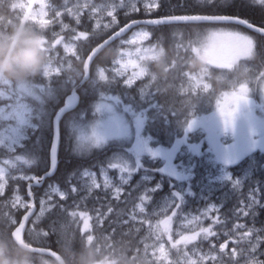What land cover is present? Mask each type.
I'll use <instances>...</instances> for the list:
<instances>
[{
  "label": "trees",
  "instance_id": "1",
  "mask_svg": "<svg viewBox=\"0 0 264 264\" xmlns=\"http://www.w3.org/2000/svg\"><path fill=\"white\" fill-rule=\"evenodd\" d=\"M15 1L0 0V35L12 34L14 31L13 26L17 23V19L11 5ZM48 2L54 7H60L63 0H48ZM157 3L158 7L147 12L142 7L139 11L129 14H123L124 9L118 10L116 13L117 25L110 29H94L93 19H88L85 15L80 16L79 24L73 19L64 18L68 28L63 32V35L67 38L73 34L87 33V38L81 37L78 41H72L78 53L83 55L85 52L88 54L92 47L118 27L137 19L171 15H225L241 18L264 29V6L256 3L255 0H216L215 4H202L196 0H157ZM157 27L159 26H142L150 34L148 43L162 47V54L157 62L148 64V68L158 72L159 75V79L154 81L152 89L149 91L150 99L141 100L140 96L137 95L136 86L123 88L121 80L115 75L109 74L106 78L107 81H99L93 85L88 83L79 89L78 107L61 119L56 172L51 178L44 181L42 187L39 188L40 193L37 197H40L47 185L54 184L64 192L68 199L60 201L59 198L53 196V202L59 201V203L65 204L68 206V211L87 210L93 219L91 221L85 220L82 224L79 218L73 221L72 217L66 216L63 212L49 209L38 221H31L28 224L24 241L33 246L49 248L59 254L65 264H153L154 261L150 260L148 253H145V246L150 243L149 228L144 226V228L137 230L130 221L127 222L128 216L134 212L139 199L138 196L144 189L142 185L134 188L138 183L136 180L142 175L139 170H135L139 162L136 163L135 157L130 152L131 145L126 140L111 139L101 146H95L81 138V132L89 128L94 122L95 106L102 101L105 95L114 94L119 98L124 97V101L130 109L146 115L147 128L152 131L149 130L151 133L149 136L150 145L154 147L158 145L164 148L174 143L181 135L182 129L187 125V120H185L187 108L195 110L200 105V103L198 106L194 105L196 100L183 103L182 100H185L186 96L178 95L174 87L185 80V72L193 73L201 67L197 55L192 49L203 42L209 31L226 29L240 31L252 37L256 47H254L250 59L245 63L257 72L264 68V37L254 35L240 27L224 24H181L171 25L159 31ZM72 29H75V33H72ZM154 29L166 40L162 41L161 38H164L162 36L161 38L154 37L152 33ZM48 36L47 31L37 32L36 30L32 31L31 36L29 35L31 39L48 38ZM22 39L24 38L21 37L18 43H21ZM120 41L112 43L97 55L90 67L91 73H95L98 68L109 69L110 72L112 61L116 59L119 50L122 48L119 44ZM21 47L24 46L18 44L14 49ZM72 66L76 72H81V61L73 58ZM257 72L250 70L242 76V81L253 84L251 80ZM71 74L70 71H63L62 74L53 76L48 82L45 80L38 81L35 77H24L27 84L35 89L34 97H27L28 102L33 107L31 122L34 127L27 129V139L22 142V146L17 147L14 152L9 154V156L16 155L23 160L21 165L24 174L40 177L49 167V147L52 136L51 119L53 112L61 107L65 96L73 87L71 80H69ZM160 74L165 75L167 79L171 78L172 82L166 84V81H161ZM7 76L11 79L16 77ZM250 76L251 80L249 81ZM136 84L138 85V83ZM211 84L214 88L221 87L224 89L226 87L224 83L219 84L215 80H212ZM153 90H157L158 94L153 95ZM149 106L152 107L144 112V109ZM191 138L190 141H195L197 137L192 136ZM182 158H178V160ZM250 163L253 166L252 173L245 181L242 191L237 195L228 197L218 210L219 213L217 214L223 223L213 226L212 231L216 235L208 236L207 240L200 239L195 246V248L201 247L203 250L209 249L221 254L226 262H230L227 258L230 257L229 251L231 252V250L227 247L226 252L222 253L220 245L226 243L227 246H230V240L237 238L235 233L226 234L231 231L229 220L235 219L232 217L230 205L238 206V202L243 199L242 194L248 189L256 187H259L260 190L264 189V153L253 154ZM140 164L145 165L148 169L145 170V174L154 177L147 184L152 186L157 182L156 185H158V188L149 194V204H146V209L151 206V203L155 207L159 203L168 206L172 202L168 206L167 213L171 212L170 208L173 203H176L182 214H186L197 212L204 205V202L199 198V189L212 175L209 165L193 166L194 164L188 163L184 168L180 166L182 174L185 176L181 180L182 183H177L173 179H158L157 174L153 175L151 169L156 168L157 164L145 163L142 160H140ZM121 168L130 171L127 172L133 176V180L130 181L132 185L126 186L117 199L102 198L98 190H93L87 195L80 193V175L84 170L98 172L100 169H104L113 174ZM26 183L18 179L9 180L4 193L0 195V228L2 227L1 222L7 221L9 217L18 223L22 212L11 209L10 199L13 195L12 189L26 195ZM72 188L75 189L76 193L72 192ZM177 194L178 196L175 197ZM74 202L80 203L81 208L76 209ZM109 209H111L110 212ZM97 210L103 214L101 217L103 219L102 224H97ZM253 211L261 213L262 209L255 207L248 210V212ZM245 223L249 225L247 220ZM256 223L264 226V215L254 216L251 224ZM77 225L82 226V230L77 228ZM14 226L10 225L6 230H1L0 259L26 258L33 264H55L50 258L29 254L18 249L10 238ZM173 238L176 236L173 235ZM209 241L211 245H208ZM179 250L180 252L173 251L170 248L169 261H176L181 258L180 256L185 250L182 248ZM155 264L158 263L155 262Z\"/></svg>",
  "mask_w": 264,
  "mask_h": 264
},
{
  "label": "rangeland",
  "instance_id": "2",
  "mask_svg": "<svg viewBox=\"0 0 264 264\" xmlns=\"http://www.w3.org/2000/svg\"><path fill=\"white\" fill-rule=\"evenodd\" d=\"M44 3L45 0H16L13 2L11 9L15 12L17 19V23L13 26L14 31L12 34L0 35V48L7 49L8 61H11L12 56L18 52L21 54L31 53L35 57L23 65L22 74H15L14 79L9 78L6 74L0 75V195L4 193L9 180L18 179L23 182H30L35 177L24 174L21 165L23 160L20 157L16 155L9 156L17 147H21L22 142L27 139V129L34 127L31 122L33 107L28 102L27 97L33 98L35 89L27 84L24 77H35L38 81L45 80L48 82L53 76H56V73L61 71V68H58L54 63L52 32L55 30L63 35V32L67 30L61 28L62 24L66 25L64 18L76 21L73 16L64 14L58 22L49 26L48 18L51 17V13L48 17L44 14L42 11ZM69 7H71V3ZM138 7L140 8L142 5H138ZM56 8L63 11L61 7ZM126 12L130 13L132 11L126 10ZM82 15L90 19L86 11L81 13L80 16ZM92 19L94 20V29H110L117 25L116 19L112 22V18L106 15ZM97 23L100 24L99 28ZM104 25H108V27H104ZM33 30L37 32L47 31L49 36L48 38L31 39L29 35H32ZM141 31L147 32L144 28L137 27L129 32L124 40L120 41L119 44L122 48L119 52H123L125 55L118 67L125 76H131L134 69L130 65L124 68L123 65L127 64L129 59H135V49L137 47L147 48L148 51L141 54L144 77L136 79L132 86H125L120 77L116 76L121 80L123 88L135 87L136 83L141 82L140 89L137 91L139 96L140 94L141 96L145 95L148 91V87L142 88V86L147 83L152 84L155 81V77L149 71L148 64L157 61L162 54L160 47L148 43L150 34L142 44L139 42L136 45L122 44V41L132 39L134 34L138 35ZM237 34L248 36L249 39L241 41ZM21 37L24 39L21 43H18ZM71 43L74 44V42ZM18 44L24 47L14 49ZM253 49L254 41L252 37L240 31L226 29L209 31L203 42L192 49L197 55L201 67L193 73H186L185 80L176 87L175 92L178 95L186 96L185 100H182L183 103L196 100L194 105L198 106L199 103L200 105L195 110L187 108L185 117L187 125L182 129L177 140L171 143L170 146L164 148L158 145L157 147L151 146L149 142L151 134L149 130L151 131V129L148 130L147 128L146 115L134 112L126 105L124 97L119 98L114 94L105 95L102 101L95 106L94 122L89 128L81 132L82 140L89 141L95 146H101L111 139L126 140L131 145L130 152L135 157L136 163L139 162L135 170H139L142 175L136 180L138 183L134 188L142 185L144 189L141 195L138 196L139 199L134 212L128 216L127 222L130 221L137 230L144 228V226L149 228V222L151 223L152 228H149L150 243L147 245V253L150 260H154L158 264H168L170 248L173 251L182 248L191 256L190 250L195 248L200 239L207 240V238L205 239L201 235L196 241L187 246L180 244L177 248H173L168 235H161L163 229L159 228L158 230L156 225L162 218L171 216V212H167L169 210L168 206L172 202L168 206L159 203L155 207L151 203L149 208H145L146 204H149V194L157 189L158 185H156L157 182L152 186L147 184L154 177L144 173L148 169L145 165L140 164V160L145 163L157 164V167L151 169V172L153 175L157 174L158 179L170 178L177 183H182L181 180L185 176L182 174L180 166L184 168L188 163L194 164L193 166L209 165V170L212 171L211 177H208V181L199 189V198L204 202V205L197 212L186 214H182L180 208L177 207L179 212L172 218L170 225L172 237L173 235L176 236L173 241L180 239L177 233L191 236L194 231L199 232L200 228L210 226L213 228L216 224H222L223 221L220 220V217V222H214L213 219L203 216L199 221H196L194 217L209 208L214 207L219 210L228 197L237 195L242 191L245 181L252 173L253 166L250 163L253 157L252 153L254 151H259V154L264 153V68L257 72L245 63L252 56ZM59 52L61 56L66 57L68 60V64H65L62 70H70L73 73L72 82H74L79 77V73L72 67V59L74 58L72 52H65L63 46L60 47ZM37 53L39 54L38 57H36ZM116 59H119L118 55ZM8 61L5 62L6 66H8ZM69 64L71 68H69ZM112 70L113 65L110 72ZM250 70L257 72L252 80L251 76L249 78V81L251 80L253 84L242 81V76ZM95 75L98 81H107L104 78V70L97 69ZM212 80L219 84L224 83L226 87L224 89L221 87L214 88L211 84ZM258 86L259 88H257ZM245 87L250 88L247 99L236 106L232 121L226 126L224 118L216 108L217 103L225 97L238 94ZM151 107L145 108L144 112H147ZM192 136L197 137L195 141H190ZM181 157L183 158L178 160ZM127 171V169L121 168V170H116L115 173L111 174L104 169H100L98 172L84 170L80 175L79 191L87 195L93 190H98L102 198L117 199L126 186L130 187L132 185L130 181L133 180V176L128 173L130 171ZM189 175L191 176V174ZM180 189L182 190V187ZM261 191H264V189L260 190L259 187L248 189L242 194L243 199L238 202V206L230 205L231 214L235 220L231 222L229 227L232 230L238 221L246 226L248 232L254 234L257 240L264 241V226L257 223L254 225L249 223L251 225H248L240 220L246 216L248 210L255 207L264 208V197H261ZM12 192L13 195L18 194L22 198L21 203L30 204L31 209L35 208L34 222L43 217L50 209L47 196L56 193L65 196L64 192L54 184L47 185L37 199L35 197L33 199L28 198L27 192L26 195L20 194L16 189H12ZM72 192L76 193L74 188H72ZM12 196L10 206L13 211H21L24 214L29 210L20 207L19 204L13 206ZM177 196L178 194L175 197ZM42 200L46 202L43 206L41 204ZM141 206L145 208L144 213L139 212ZM245 209H247L246 212ZM242 212L243 215H241ZM133 215L135 219H132ZM217 215L216 212L209 213L210 217ZM186 217L187 219H185ZM7 222L12 225L16 224L10 217L7 218ZM158 237L160 238L158 239ZM253 243H255V240H253ZM160 244L164 245L167 260H164L158 251ZM208 245H211L210 241ZM245 245L246 241L237 243V239L230 240V246L228 247L232 250L229 251L230 257H226L230 260V263L225 261L224 256L209 249L203 250L198 247L197 252L198 255L205 256L203 264H245L244 258L239 253V249ZM257 249V258L264 259V257H261L264 256V243L257 244ZM233 250H236L237 254L235 256L231 255ZM221 252L225 253L226 251L223 249ZM180 257L179 260L183 264V256ZM210 257H215V259H210ZM193 258L195 259V257ZM0 264L9 263L3 261Z\"/></svg>",
  "mask_w": 264,
  "mask_h": 264
},
{
  "label": "snow or ice",
  "instance_id": "3",
  "mask_svg": "<svg viewBox=\"0 0 264 264\" xmlns=\"http://www.w3.org/2000/svg\"><path fill=\"white\" fill-rule=\"evenodd\" d=\"M216 0H208V3L210 4H215ZM256 3H258L261 6H264V0H255ZM71 3V7H69V4ZM138 5H142L143 10L145 12L150 11L151 9L158 7V3L157 0H64V4L61 5L60 7L63 9V11L60 10V8H56L54 7L51 3L47 2V0H45L44 6L42 8V11L44 12V14L48 17L49 13H51V17L48 18V25L50 26L53 23L58 22L59 18L64 15L67 14L69 16H73L76 19L77 24L80 23V15L83 12H87L89 14L90 18H95L97 16H102V15H106L107 17H111L112 18V22L115 21L116 19V13L119 9H126V10H130L132 12L135 11H139L140 8L138 7ZM127 14V12H126ZM172 19H180V20H217V21H225L223 18L221 17H200V16H196V17H174ZM162 21H147L146 23H160ZM236 22H240V20H237ZM136 23V22H134ZM97 27H100V24L97 23ZM104 27H108V25H104ZM62 30L68 28V25H61ZM257 30V29H256ZM72 33H75V29L71 30ZM124 31V29H121V33ZM262 34H264V32H261ZM117 36L120 35V33H116ZM239 40L241 41H247L249 39L248 36L245 35H240L237 34ZM81 37H85L87 38V33H79L78 35H71L70 37L61 35L60 33H57L55 30L52 32V38H53V52H54V63L56 64V66L58 68H61V71L56 73L55 75H60L63 73V66L65 64H68V60L66 57L61 56L59 49L61 46H63L65 52H72L73 57L76 60L81 61L82 63V68H81V76H84L85 73L89 70L90 68V62L93 60V55H88L87 52H85L83 55H80L78 53V51L75 48V45L72 44V41H78L80 40ZM149 37V33L141 31L138 35L134 34L133 38L128 40V41H122L123 43H127L130 45H136L138 42L139 43H143L144 40L148 39ZM109 39H112V37H110ZM107 43V41L105 42ZM254 47H256V45H254ZM148 51L147 48H143V47H137L135 49V59H129L127 64L123 65L124 68L128 67L129 65L134 69L133 73L131 76H125V74L123 73V71L118 67L121 64V60L123 59V56L125 55V53L123 52H119L117 55L119 57V59H113L112 64H113V70L110 73L109 69H105L104 70V78H108L109 74L115 75V76H119L120 79L125 83V86H132L134 81L140 77H144V69L142 67V62H141V54L143 52ZM131 55V54H129ZM69 68H71V65L69 64ZM259 88V86L257 87ZM151 90V89H150ZM250 88L249 87H245L243 89H241L239 91L238 94H233L232 96H228L225 97L222 101H219L217 103V110L220 113V115L224 118V123L225 125H229L232 121V118L234 116L235 113V109L236 106H238L242 101H246L247 99V94L249 93ZM194 123V121H193ZM28 195L31 197L33 195L31 188H29L28 191ZM55 196L59 197L60 201H65L68 199L67 196L64 195H60L59 193L54 194ZM54 195H49L47 196V203H48V207L50 209H54L60 212H63L64 214H66V216L72 217L73 221H75L76 218H79L80 221H82V224L85 220L87 221H91L93 219V217L89 214V212L87 210H82V211H68V206H66L65 204H61L59 203V201L53 202V196ZM12 200H13V206H16V204H19L20 207H25L28 208L29 211L31 210V205L30 204H25L24 202L21 203L22 198L18 195V194H14L12 196ZM146 202V201H145ZM45 201L42 200L41 204L42 206L45 205ZM74 207L76 209L81 208V204L74 202ZM171 209V216H168L165 220L160 221V224H163V231L161 233V235H168V239L169 242H171L172 247L173 248H177L178 245L180 244H184L185 246H187L190 243H193L194 241L197 240L198 237H201V235L203 234V238H207L208 236H215L216 233L214 231H212L211 226L208 228H200L199 232H193V234L191 236H185L182 233H177V235L180 236L179 240H175L173 241V237H172V233H171V222H172V218L175 217V214H177L179 212V209L177 208L176 203H173ZM43 207H42V212H43ZM111 211V209H109V212ZM145 208L143 206H141L139 208V212L140 213H144ZM245 212L247 211V209L244 210ZM212 212H216L219 213L218 209L216 208H209L207 210H205L202 214L195 216L194 219L196 221H199L201 219V217H205V218H211L213 219L214 222H220L219 220V216H215V217H210L209 213ZM244 213L242 212L241 215H243ZM102 213L99 212V210H97L96 212V220H97V224H102L103 223V219L102 217ZM132 219H135V216H132ZM187 219V217L185 218ZM28 220V215L24 216V221ZM189 223H191V221H189ZM160 224L156 225V228L159 230L160 228ZM20 227L23 228V222L20 223ZM77 228L82 230V226L77 225ZM149 228H152L151 223L149 222ZM231 233H235L237 235V243H240L241 241H246V245L244 247H241L239 249V253L241 255L242 258H244L245 264H264V259L261 258H257V244L259 243H264V241L262 240H257L256 236L254 234H250L248 232V229L246 228V226H243L241 223H239L238 221L236 222V224L233 226V229L229 232L226 233L227 235H230ZM46 234H48L46 232ZM160 237H158L159 239ZM253 240H255V243H253ZM226 247V243L225 244H221L220 248L221 251H223V249ZM198 248H192L191 251V256L189 255V253L187 251H183L182 252V256H183V264H203V261L205 260V256L203 255H198L197 252ZM158 251L161 254V257H163L164 260H167V252L164 248L163 244L159 245V249ZM178 252H180V250L178 249ZM145 253L147 254V246L145 247ZM236 250H233V252L231 253V255L235 256ZM195 257V259L193 258ZM264 257V256H261ZM210 259H215V257H210ZM153 264H155V261H153ZM168 264H181V261L179 259H177L176 261H169Z\"/></svg>",
  "mask_w": 264,
  "mask_h": 264
},
{
  "label": "water",
  "instance_id": "4",
  "mask_svg": "<svg viewBox=\"0 0 264 264\" xmlns=\"http://www.w3.org/2000/svg\"><path fill=\"white\" fill-rule=\"evenodd\" d=\"M221 17L225 21H217V20H180V19H172L174 17H166V18H150V19H139L137 21H131L127 24H125L123 27L119 28L117 31H115L110 37L112 39L107 38L102 43L97 45L95 48H93L88 55H93V60L90 62V67L97 57V55L108 45H110L112 42H114L117 39H121L125 35H127L130 31H132L135 27L138 26H153V25H167V24H210V25H217V24H224V25H233L240 27L254 35L264 37V34L261 32H264L263 28L257 27L251 23H248L247 21L234 17V16H207V15H190V16H177L178 17ZM237 20H240V22H236ZM147 21H162L160 23H146ZM136 22V23H134ZM121 29H124V31L121 33ZM257 29V30H256ZM116 33H120L119 36L116 35ZM107 41V43H105ZM89 70L85 73V76L81 79L79 86L84 84L87 81ZM76 87L71 91L69 95H67L61 107L56 111V113L53 115L52 118V139L50 144V150H49V167L47 171H45L40 177H35L30 182H27L26 184V192L28 193L30 187H36L40 188L42 187L45 180L51 178L57 168V162H58V151H59V143H60V129L59 125L61 122V119L68 113L74 111L79 104V95L76 93ZM28 198L33 199V195L30 197L28 195ZM35 213V208H32L30 211L27 210L24 214L21 215L19 223L13 227L11 230V236L13 242L22 250L26 252L31 253H37L41 255L48 256L50 259H52L55 264H65L63 258L57 254L56 252L49 250V249H39V248H33L30 246H27L23 243V235L28 227V224L30 223L31 219L33 218ZM28 215V220L24 221V216ZM167 217L162 218L160 221L165 220ZM160 221L158 224H160ZM23 222V228L20 227V223ZM163 224H160V228L163 229Z\"/></svg>",
  "mask_w": 264,
  "mask_h": 264
},
{
  "label": "bare ground",
  "instance_id": "5",
  "mask_svg": "<svg viewBox=\"0 0 264 264\" xmlns=\"http://www.w3.org/2000/svg\"><path fill=\"white\" fill-rule=\"evenodd\" d=\"M198 3H202V4H204V3H208V0H196ZM63 2H64V0H63ZM63 2H61V5H62V3ZM60 5V6H61ZM123 14H126V10H124V12H123ZM127 14H129V13H127ZM177 16H186V15H171V16H161V17H159V18H166V17H177ZM209 16H225V15H209ZM137 20H139V19H137ZM137 20H132V21H137ZM75 21V20H74ZM93 22H94V20H93ZM131 22V21H130ZM129 23V22H128ZM127 24V23H126ZM171 25H173V26H175V25H181V24H167V25H153V26H159V27H157L158 28V31L160 30V29H162V28H165V27H168V26H171ZM124 26V25H123ZM123 26H121V27H123ZM121 27H118L115 31H117L119 28H121ZM140 27H142V26H140ZM115 31H113V32H111L109 35H107L102 41H100L97 45H99L100 43H102L104 40H106L107 38H109ZM158 31H156V29H154L153 30V35H154V37H156V38H161V36L162 35H159L157 32ZM8 35V34H7ZM162 37H164V36H162ZM162 39V41H165L166 39H165V37L164 38H161ZM117 41H120V39H117V40H115L114 42H117ZM114 42H112V43H114ZM111 43V44H112ZM156 43H158L159 44V42H157L156 41ZM110 44V45H111ZM151 44H154V43H151ZM97 45H95L94 47H92L91 48V50L93 49V48H95ZM155 45V44H154ZM109 46V45H108ZM107 46V47H108ZM160 48H162L161 46H160ZM105 49V48H104ZM103 49V50H104ZM90 50V51H91ZM102 50V51H103ZM90 51L88 52V54L90 53ZM101 51V52H102ZM100 52V53H101ZM183 52V51H182ZM155 62H157V61H155ZM113 65V64H112ZM73 67V66H72ZM112 68V67H111ZM110 68V69H111ZM98 69H101V68H98ZM102 70V69H101ZM64 71H70V70H64ZM149 71H150V73L155 77V80L157 81V79H159V75H158V72H156V71H154V70H151L150 68H149ZM71 72V71H70ZM72 73V72H71ZM185 74H186V72H185ZM85 76V75H84ZM83 78V76H81V74H80V72H79V77H77L76 78V80L74 81V82H72V79H73V73L71 74V75H69V80H71V85L73 86L72 88H71V90L69 91V94L71 93V91L76 87L77 89H76V93L79 95V89H81V88H83L84 86H86L88 83H91V85H93V84H95L96 82H99L96 78V75H95V73H91L90 71H89V73H88V78H87V81L84 83V84H82V85H80L79 86V83H80V81H81V79ZM160 80L161 81H166V84H170L172 81H171V78H166V76L165 75H163V74H160ZM153 84V83H152ZM152 84L151 83H147L146 85H144V86H142V88L143 87H148V91H147V93L145 94V95H143V96H141V94H140V98H141V100H148V99H150V97L148 96V94H149V89L152 87ZM180 85V84H179ZM179 85H177V86H179ZM141 86V82H139L138 83V85L136 84V90L138 91ZM177 86H175L174 87V89H176V87ZM69 94H67V95H69ZM66 95V96H67ZM65 96V97H66ZM79 101H80V95H79ZM56 113V111L55 112H53V115ZM53 115H52V118H53ZM51 126H52V119H51ZM51 139H52V136H51ZM50 144H51V142H50ZM49 150H50V147H49ZM47 171V170H46ZM259 209H262V212L261 213H258V212H247V214H246V216H244V217H242V219H240L241 221H243L244 223H245V221L247 220L248 221V223H251L252 222V219L254 218V216H256V217H260L261 216V214L262 215H264V208H259ZM241 217V216H240ZM239 217V218H240ZM35 218V215L33 216V218L31 219V221H33V219ZM20 220V219H19ZM235 220V219H234ZM233 220V221H234ZM238 220V219H237ZM30 221V222H31ZM231 221L232 220H229V223H231ZM15 222V221H14ZM18 223H19V221H18ZM18 223H16L15 224V226L18 224ZM1 224H2V227L0 228V233H1V230H6V228H8L10 225L11 226H13L12 224H9L7 221H2L1 222ZM27 233V229H26V231H25V233H24V235ZM24 235H23V243L25 244V245H27V246H30V247H33V248H39V249H49V248H47V247H40V246H33V245H30V244H27L25 241H24ZM10 238L12 239V236H11V234H10ZM235 239H237V238H235ZM4 240H7L6 238H4ZM13 241V240H12ZM14 243V242H13ZM15 244V243H14ZM15 246L18 248V249H20L16 244H15ZM228 246H226L224 249H226ZM230 250H232L231 248H229ZM21 251H23V252H26V251H24V250H22V249H20ZM50 250V249H49ZM26 253H29V254H35V255H40V256H45V255H41V254H37V253H31V252H26ZM0 255H1V253H0ZM45 257H47V258H49L48 256H45ZM3 261H7L9 264H33V262L32 261H29V260H27L26 258H17V259H13V260H5V259H0V262H3ZM228 262V261H227ZM230 263V262H229Z\"/></svg>",
  "mask_w": 264,
  "mask_h": 264
},
{
  "label": "clouds",
  "instance_id": "6",
  "mask_svg": "<svg viewBox=\"0 0 264 264\" xmlns=\"http://www.w3.org/2000/svg\"><path fill=\"white\" fill-rule=\"evenodd\" d=\"M38 53L36 57H38ZM35 58L31 53H16L12 56L11 61H8L7 49L0 48V75H10L15 76V74H22L23 65L29 62L31 59ZM8 61V66L5 62Z\"/></svg>",
  "mask_w": 264,
  "mask_h": 264
},
{
  "label": "flooded vegetation",
  "instance_id": "7",
  "mask_svg": "<svg viewBox=\"0 0 264 264\" xmlns=\"http://www.w3.org/2000/svg\"><path fill=\"white\" fill-rule=\"evenodd\" d=\"M254 72H255V71H254ZM153 83H154V81H153ZM152 85H153V84H152ZM150 89H152V88H150ZM150 89H149V91H151ZM152 94H153V95H157V94H158V91H157V90H153V91H152ZM255 153H257V152L254 151V152L252 153V155L255 154ZM258 153H260V152L258 151ZM30 188H31V191H32V193H33V197H35V198L37 199V198H38L37 195L40 193L39 189H36V188L33 187V186L30 187ZM261 197H264V191H261ZM249 225H250V224H249Z\"/></svg>",
  "mask_w": 264,
  "mask_h": 264
}]
</instances>
